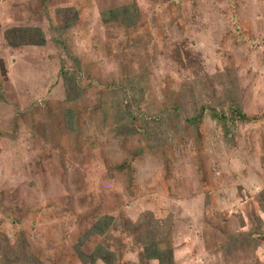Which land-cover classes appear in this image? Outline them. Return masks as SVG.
<instances>
[{
	"label": "rangeland",
	"instance_id": "374dc122",
	"mask_svg": "<svg viewBox=\"0 0 264 264\" xmlns=\"http://www.w3.org/2000/svg\"><path fill=\"white\" fill-rule=\"evenodd\" d=\"M124 1L0 0L2 32L48 39H0V264H84L75 246L106 215L83 248L115 264H159L153 242L175 264H264V0H136L134 27L101 20ZM67 5L80 20L60 32Z\"/></svg>",
	"mask_w": 264,
	"mask_h": 264
},
{
	"label": "trees",
	"instance_id": "16d2710c",
	"mask_svg": "<svg viewBox=\"0 0 264 264\" xmlns=\"http://www.w3.org/2000/svg\"><path fill=\"white\" fill-rule=\"evenodd\" d=\"M58 14L61 18V23L55 25L56 28L61 31H66L69 28L75 26L80 20V11L74 5H67L64 7H60L57 10ZM101 20L105 23L116 22L123 25L125 28L129 29L139 24L142 19V10L136 0L124 1L119 3L118 5H110L106 6L101 10ZM53 26V25H52ZM3 37V40L8 46L13 48H22L25 46H43L47 43V36L45 35V31L38 25H14L8 27L3 30L0 24V39ZM60 76L64 80V84L67 89V98L70 100L79 98L83 86L80 83L77 75L69 74L64 66L60 69ZM134 78V77H133ZM131 78L129 80L131 83H139L141 81L140 78L137 80ZM79 92V93H77ZM3 99V91L0 80V99ZM179 110L183 109L182 105L178 106ZM202 109L205 108L203 105ZM67 112V122L69 124V128L73 130V113L71 110ZM241 115V119L249 120L251 117L245 113H239ZM202 116V115H201ZM200 118V115L197 116ZM193 121V120H192ZM124 127L126 125L123 124ZM119 132L121 134H137L139 131L133 125L130 129H124V131L120 128ZM113 217L111 216H103L98 219L85 234L80 238L79 243L75 246V251L80 258L81 262L84 264H93L97 262L99 259L103 260L106 264H115L118 255L115 251L107 248L103 244H98L92 252H87L83 248V242L86 238L95 235V234H105L111 224V220ZM224 252L226 255L232 257L236 255L239 251H234L230 246V241L225 245ZM144 258L148 261L155 259L159 262V264H175V254L174 250L169 248H162L157 243H149L144 248ZM4 259H6L4 257Z\"/></svg>",
	"mask_w": 264,
	"mask_h": 264
}]
</instances>
